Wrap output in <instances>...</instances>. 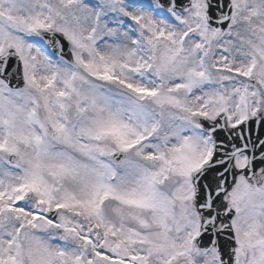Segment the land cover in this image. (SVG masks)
Masks as SVG:
<instances>
[{"label": "snow or ice", "instance_id": "snow-or-ice-1", "mask_svg": "<svg viewBox=\"0 0 264 264\" xmlns=\"http://www.w3.org/2000/svg\"><path fill=\"white\" fill-rule=\"evenodd\" d=\"M0 264H264V0H0Z\"/></svg>", "mask_w": 264, "mask_h": 264}]
</instances>
